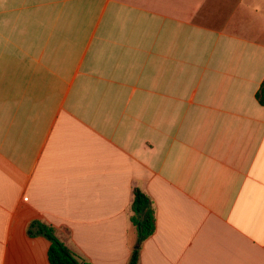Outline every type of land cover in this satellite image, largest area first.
Instances as JSON below:
<instances>
[{"label": "crops", "instance_id": "obj_1", "mask_svg": "<svg viewBox=\"0 0 264 264\" xmlns=\"http://www.w3.org/2000/svg\"><path fill=\"white\" fill-rule=\"evenodd\" d=\"M263 80L264 0H0V264H264Z\"/></svg>", "mask_w": 264, "mask_h": 264}, {"label": "trees", "instance_id": "obj_2", "mask_svg": "<svg viewBox=\"0 0 264 264\" xmlns=\"http://www.w3.org/2000/svg\"><path fill=\"white\" fill-rule=\"evenodd\" d=\"M257 102L264 106V80L255 94ZM130 221L137 232V245L150 237L155 230L154 209L150 199L138 188L133 189ZM29 235H42L50 242L48 261L50 264H89L73 254L56 236L55 230L46 224L35 221L28 229ZM138 250L132 251L129 264H137Z\"/></svg>", "mask_w": 264, "mask_h": 264}, {"label": "water", "instance_id": "obj_3", "mask_svg": "<svg viewBox=\"0 0 264 264\" xmlns=\"http://www.w3.org/2000/svg\"><path fill=\"white\" fill-rule=\"evenodd\" d=\"M138 246H136V248H137Z\"/></svg>", "mask_w": 264, "mask_h": 264}]
</instances>
